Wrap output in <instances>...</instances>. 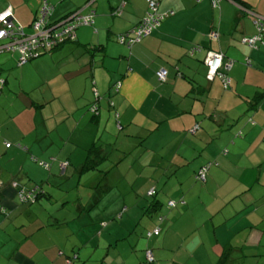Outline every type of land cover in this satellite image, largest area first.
<instances>
[{
	"label": "crops",
	"instance_id": "0c3cea01",
	"mask_svg": "<svg viewBox=\"0 0 264 264\" xmlns=\"http://www.w3.org/2000/svg\"><path fill=\"white\" fill-rule=\"evenodd\" d=\"M41 1L0 0V10L9 7L14 20L29 28ZM47 1L53 5L50 20L91 7L93 22L79 25L74 40L29 64H16L17 51L0 52V229L8 231L4 216L15 213L14 229L20 234L6 252L0 233V264H161L162 251L169 248L175 249L172 264H216L224 245L233 246L231 264H264V31L256 47L244 43L256 30L236 3L264 16V0H218L215 5L211 0H158L157 11L173 13L131 46L115 36L144 15L147 0H126L119 13L113 10L121 0ZM214 30L216 39L210 37ZM211 51L222 56L217 70L205 62ZM227 61L231 67L225 71ZM10 63L15 64L5 69ZM35 67L45 75L34 72ZM160 68L167 71L164 80L156 75ZM221 70L229 78L226 86ZM10 90L26 95L18 102ZM94 97L97 114L87 107ZM116 113L122 125L116 140L123 136L120 144L129 143V131L148 138L151 145L145 144L141 159L150 150L147 160L156 158L161 165V201L152 199L147 212L153 215L169 198L183 201L158 234L134 245L128 227L141 217L130 224L121 223L124 213L117 219L118 206H130L125 200L113 203L115 211L106 214L99 209L112 203L102 202L106 196L100 190L78 195L70 219L56 213L51 220L35 212L33 203L41 206L38 196L17 197L18 188L33 191L34 184L50 197L52 187L66 188L61 181L68 166L76 172L99 128H116ZM194 123L198 128L192 132ZM113 153L107 151L102 160ZM206 162L204 178L197 177ZM56 172L61 181L54 183ZM27 218L38 221L35 232L45 239L42 246L32 243L22 249L21 242L28 241L27 233L21 236ZM142 222L145 230L156 225ZM134 227L141 232L138 224ZM105 235L108 241L98 257L95 249ZM170 239L175 247L167 243ZM87 244H95L94 251L84 248ZM145 247L151 249V261Z\"/></svg>",
	"mask_w": 264,
	"mask_h": 264
},
{
	"label": "rangeland",
	"instance_id": "374dc122",
	"mask_svg": "<svg viewBox=\"0 0 264 264\" xmlns=\"http://www.w3.org/2000/svg\"><path fill=\"white\" fill-rule=\"evenodd\" d=\"M28 29H29L28 26H25V30L28 31ZM5 51L8 50H2L0 52H5ZM34 59L27 61V63L29 64ZM14 64L15 63H10L6 65L5 69L12 67ZM13 68L16 69L17 71L20 69L17 66H14ZM32 70L34 72H40V74H43V76L45 75V71H41L38 67H35ZM39 80L41 81V79ZM26 83L30 84L32 83V80H27ZM8 95H14L15 99L19 102L21 98H23L26 94L17 92L16 90H10L8 92ZM32 96L33 95L31 94L30 97ZM60 124L61 123H59L57 126L60 127ZM95 127L96 126L93 125L91 126L92 129H95ZM99 129L101 130V134H99L100 130H98L97 135L95 137L99 140L102 139L105 142L104 146L106 151L114 152V153L112 155L108 154V157L96 163L95 167L83 169V172L81 173V181L79 182V184H77V181H78V174L81 171V168L79 166L81 163L77 165L76 172H74L73 167L71 165L68 166L67 178L63 181H61L60 178L61 176L58 175V172H56L57 174L53 175L54 178L53 182L56 183L61 181L62 182L61 187H66V188L62 189L56 186L52 187L51 188L53 191L52 197L43 195L42 192H45V189L40 187V185L38 184H34L33 186H31L32 188H34L33 191L31 192V195H33V197L38 196L36 202H39L40 200L41 206H39L37 203H33V207L35 212L40 214V217H44L45 215H47L51 220H53L52 216H55L57 213L58 216H62V217H66V219H70V216L72 217V213H74V211L77 212L76 210L77 202L73 201V199H76L78 195L80 198L88 197V193L94 194L100 190L101 193H103L106 196V200H103L102 202L111 201L112 203L110 205L107 204L106 207L102 209H99L103 213L111 214V212L115 211V207L113 203H118L121 202L122 200H125L126 201L125 204L126 205L130 204V206L128 208L126 206H118L117 219L119 218L120 220L121 214L124 213L123 221L121 223L130 224L131 220L135 216L141 217L140 221L135 220V222L134 223L132 222V224L128 227L129 232L127 236L130 238L131 244L134 245L138 240L148 237L147 236L148 230H145V225H144L145 222L142 221L152 220L155 221L156 225L160 224L161 226V221L158 218V215L159 214L169 215L173 211V207L169 208L167 205L163 204L162 209L161 207L158 208L157 210H155L153 215L147 212L146 205H148L152 199L156 198L157 200L161 201V192H162L161 165H159V162L156 160V158L147 160L149 159L148 155L151 154L152 152L150 150L146 151L147 159L144 158L141 159L142 150L146 148L145 144L151 145L150 140L148 138L144 137L141 140L137 136L136 132L129 131L128 132L129 143L120 144L121 140L123 139V136L118 138V140H116L117 136H119L121 133H119L120 131L117 130L115 127H109V128L101 127ZM77 131L78 129H76L75 132ZM87 149L85 150L87 151ZM208 165L209 163H206V169ZM142 176L144 177L141 178ZM49 185L50 184H48V186ZM106 185L107 187L104 188ZM155 186L157 187V192L153 196L152 195L150 196L148 194V191L150 188L152 187L154 188ZM81 204L84 205L83 202H81ZM1 211H4V208H1ZM84 212L85 210L80 211V213H84ZM144 213L146 215H150V217H146L142 215ZM14 215L15 213L10 214L9 216L7 215L4 216L5 219L4 227H8V231L5 230L2 231V229H0L1 235H5L4 241L3 238H1V240L5 242L3 244L7 246V247L4 246V248H6L5 249L6 252L12 248L9 246L15 242L13 236L17 235V237H20V234L18 233L19 229L16 230L14 229V225H16L17 223L13 221ZM182 217L186 218V215L184 214ZM64 219L65 218H61L59 221H62ZM23 223L24 226H22V230L25 231H22L21 236H23L24 233H27L26 239H28V241L25 243L21 242L22 249H24L27 245L32 243L35 244L34 248L36 247V245L42 246L43 245L42 240L45 239H40V237L38 239L35 232L36 231L35 227L39 225L38 221L30 222V220L27 218V220H24ZM134 224H138L140 227H142L141 232L137 230V227H134ZM70 225L77 226L76 223ZM61 228L64 227L61 226L60 229ZM29 233L31 234L29 235ZM7 234H9L11 237H9V235ZM169 234H170V238L171 236L173 237L172 233L169 232ZM107 241L108 240L106 239V235L99 240V245L95 249V253L98 255V257H100V255L104 252L103 249L106 246ZM171 241L172 239L168 240L167 243L175 247L174 244L176 243V241H174V244ZM96 242H98V240H96ZM150 245L152 244L150 243ZM94 246L95 244H92L91 246L90 244H87L84 248L90 249V251L91 250L94 251L93 249ZM145 248H143V251L145 250ZM174 251H175L174 248H169L166 251L165 250L162 251L164 256L161 257V264H172L171 259L174 254ZM82 257H87V256L82 255ZM79 263L80 262L76 260V264ZM90 263L91 261H85L84 264H90Z\"/></svg>",
	"mask_w": 264,
	"mask_h": 264
},
{
	"label": "built area",
	"instance_id": "2783aa9c",
	"mask_svg": "<svg viewBox=\"0 0 264 264\" xmlns=\"http://www.w3.org/2000/svg\"><path fill=\"white\" fill-rule=\"evenodd\" d=\"M157 2L158 0H147L148 10L146 14L142 17L141 21L136 25L132 30L131 36L128 37L127 42L130 44L132 42L138 41L143 35L149 34L160 22L163 14L157 11ZM218 0H211V3L215 5ZM125 3V0L116 6L115 11L121 10ZM86 5H90L86 3ZM53 5L47 0H42L37 13L29 24L30 31H26L24 25L15 21L12 17L11 9L5 8L0 10V38H4L7 41L0 44V50L12 49L17 51V60L18 64H22L31 56H36L39 53H42L44 50L52 49L55 44L59 43L62 40L75 39L76 28L81 24H91L93 22L94 10L89 7L86 13H83V8L81 7L78 10L72 11L65 16L51 21L49 16L51 14ZM171 12V11H170ZM253 22L257 24L258 27L264 28V16L258 15L256 13L250 12ZM218 33L214 30L210 32V37L216 39ZM260 37V36H259ZM258 36H253L245 38L250 46H255V40ZM124 37H120V40H123ZM222 56L221 53L216 51L209 52L206 63L210 65L213 70H217L221 64ZM231 67V61H227L224 64V70L228 71ZM221 70L220 76L225 81V86L229 78H226V73ZM220 72V71H219ZM167 71L165 68H160L156 70V75L160 80L166 78ZM198 128V124L194 123L190 128V131H194ZM5 145L8 146L9 142H5ZM67 160L61 161L60 171L63 172ZM206 170V164L202 165L197 171V177L204 178ZM31 190H24V188L17 189V197L22 200L30 199ZM155 192V188H150L148 191L149 195H152ZM174 204V200L169 199L167 205L171 206ZM157 228L152 231H148L147 234L156 233ZM145 256L147 260L151 261L153 259L151 249L145 250Z\"/></svg>",
	"mask_w": 264,
	"mask_h": 264
},
{
	"label": "trees",
	"instance_id": "16d2710c",
	"mask_svg": "<svg viewBox=\"0 0 264 264\" xmlns=\"http://www.w3.org/2000/svg\"><path fill=\"white\" fill-rule=\"evenodd\" d=\"M125 2H126V0H125ZM41 3V2H40ZM236 3H237V5L239 6V9L240 10H242L246 15H248V17L250 18V20H251V22H252V17H251V14H250V12H253V13H256V14H258L259 15V13L258 12H255L252 8H250L248 5H246V4H244V3H242V2H238V1H236ZM147 10H148V5H147ZM147 10H146V12H147ZM171 11V12H170ZM113 12L115 13L116 11L115 10H113ZM118 13H119V11H117ZM146 12L144 13V15L146 14ZM159 12V11H158ZM173 13V11L172 10H168V11H165V12H161V14H163L162 15V17H161V20H160V22H159V24L153 29V30H155L159 25H160V23L162 22V20L164 19V18H166L167 16H169V15H171ZM144 15H142L140 18H139V20L133 25V27H131V28H129V29H126V30H124V31H122V32H119V33H117L116 34V36H115V40L117 41V42H119V43H123V44H126L127 46H131V44L132 43H134V42H132V43H128L127 42V39H128V37L129 36H131V34L133 33L132 32V30L136 27V25L141 21V19H142V17L144 16ZM34 18V17H33ZM32 18V19H33ZM32 21V20H31ZM31 21H30V23H31ZM51 21H55V20H51ZM29 23V24H30ZM253 23V25H254V27H255V35L254 36H261L262 35V33H263V31H264V28H260V27H258L257 26V24H255V22H252ZM28 24V25H29ZM24 28H25V25H24ZM153 30L149 33V34H151L152 32H153ZM216 31V30H215ZM75 32H76V30H75ZM146 35H148V34H146ZM146 35H143V36H146ZM142 36V37H143ZM120 37H124V39L123 40H120ZM141 37V38H142ZM249 37H253V36H248V37H246V38H249ZM75 38H76V36H75ZM140 38V39H141ZM139 39V40H140ZM259 39H260V37H259ZM72 40H74V39H72ZM138 40V41H139ZM257 40V39H256ZM256 40H255V46H250L249 44H248V42L246 41V40H244L245 42L244 43H246L247 45H249L251 48H253V47H256V45H257V43H256ZM7 40L6 39H4V38H0V44H2V43H4V42H6ZM65 41H69L68 39H65V40H62V41H60L59 43H57V44H55V46H53L52 47V49L53 48H55V47H57L58 45H60V44H62V43H64ZM137 41V42H138ZM52 49H47V50H44L42 53H39V54H37L36 56H31V57H29L26 61H24L23 63H25V62H27V61H29V60H31V59H33V58H35V57H37V56H40V55H43V54H46V53H49V52H51V50ZM3 50H11V51H15V50H12V49H5V48H3ZM0 51H2V50H0ZM16 64L17 65H21V64H18V60H17V57H16ZM230 69V68H229ZM2 79H3V82H4V78L2 77ZM159 79V78H158ZM160 80V79H159ZM119 83V80H117L116 82H114L113 83V86H115V85H117ZM98 96H99V94H98ZM109 102H111L112 103V100L109 98ZM87 107H88V109H90L91 110V112H93V114H97V112L99 111V106H98V104H97V98L96 97H94L89 103H88V105H87ZM97 109H98V111H97ZM95 111H97L96 113H94ZM117 119V123H116V128H117V130H121V128H122V125H121V123H120V121H119V119L117 118V113L115 114V120ZM7 142V141H6ZM96 142H99V143H96ZM9 144H10V142H9ZM104 144H105V142L102 140V142L101 141H99L98 139H96V140H92V142L90 143V145H89V147H88V149H87V156L85 157V159L81 162V164H80V167H81V169H87V168H92V167H95V165H96V163H98L99 161H101L105 156H106V154H107V151H106V149H105V147H103L104 146ZM65 160H67V159H65ZM207 163V162H206ZM205 163V164H206ZM67 164H68V160H67ZM66 164V165H67ZM204 165V164H203ZM201 166H199L198 167V169L197 170H199V168H200ZM65 170V169H64ZM24 190H26V189H24ZM27 191V190H26ZM155 192H156V189H155ZM153 193L152 195H154V194H156V193ZM169 199H172V198H169ZM168 199V200H169ZM167 200V201H168ZM172 200H174V204L173 205H171V206H169V205H167L168 207H174L176 204H177V202H183L182 200H175V199H172ZM167 201H166V204H167ZM158 218L160 219V221H161V223L164 221V220H166V219H169V216L166 214V215H164V214H159L158 215ZM155 228H157L158 229V231L156 232V233H151V234H158L159 232H160V230H161V226H160V224H157V225H155V226H153V228L151 229V230H148V231H152L153 229H155ZM147 231V232H148ZM151 234H149V235H151ZM148 234H147V236H149ZM232 248H233V246L232 245H224L223 247H222V250H221V253H220V255L218 256V259H217V262H216V264H231V260H230V257H231V250H232ZM146 249H149V248H146ZM145 249V250H146ZM153 256V255H152ZM146 258V257H145ZM147 259V258H146Z\"/></svg>",
	"mask_w": 264,
	"mask_h": 264
}]
</instances>
